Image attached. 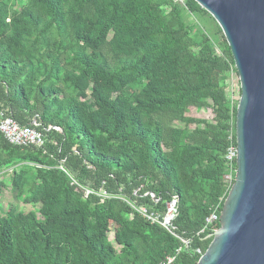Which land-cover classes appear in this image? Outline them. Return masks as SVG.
Masks as SVG:
<instances>
[{
	"label": "trees",
	"instance_id": "obj_1",
	"mask_svg": "<svg viewBox=\"0 0 264 264\" xmlns=\"http://www.w3.org/2000/svg\"><path fill=\"white\" fill-rule=\"evenodd\" d=\"M12 5L0 0V112L20 125L35 120L46 140L15 146L0 133V166L37 165L13 169L11 183L43 219L0 215V264H161L168 256L196 264L219 228L205 219L220 213L230 188L224 156L236 146L239 97L225 96L236 69L224 36L216 55L184 14L209 18L214 32L219 26L194 0ZM208 100L214 123L185 115ZM173 199L166 228L160 222ZM111 225L119 252L107 237Z\"/></svg>",
	"mask_w": 264,
	"mask_h": 264
},
{
	"label": "water",
	"instance_id": "obj_2",
	"mask_svg": "<svg viewBox=\"0 0 264 264\" xmlns=\"http://www.w3.org/2000/svg\"><path fill=\"white\" fill-rule=\"evenodd\" d=\"M194 1L219 26L240 88L236 171L196 264H264V0Z\"/></svg>",
	"mask_w": 264,
	"mask_h": 264
},
{
	"label": "rangeland",
	"instance_id": "obj_3",
	"mask_svg": "<svg viewBox=\"0 0 264 264\" xmlns=\"http://www.w3.org/2000/svg\"><path fill=\"white\" fill-rule=\"evenodd\" d=\"M173 1L177 3L179 2L180 4L182 3V0ZM24 2L25 0H13L12 7L17 8L18 6L24 4ZM184 20L187 24L191 25V34H195L196 32L197 34L199 32H205V34H207L210 38L211 44L213 46V53L216 55L222 54V33L214 32V24L209 18L202 17L200 15L190 16L184 14ZM224 84L225 96L227 100L235 103L237 98L240 96L239 80L237 73L233 70H230L228 76L224 81ZM89 91L90 87L88 86L86 89L87 98L89 95ZM81 99L83 100L84 98ZM185 115L189 118H194L197 120H208L214 123L213 107L210 100H208V105L204 107L189 106L185 111ZM173 125L180 128L185 127L187 131H191L195 127L204 126L202 123L197 122H191L186 126H184L183 123L174 122ZM22 164H26L33 169L37 166L33 163H28L26 161L20 162L19 164L10 167L0 166V215L6 214L9 209H13L15 213H27L29 211H33L35 212L36 217L38 219H43V216L38 212L40 205L23 202L22 197L18 195L17 190L11 183L12 170L17 169L18 166ZM32 174L34 175V170L32 171ZM98 194L101 197L105 196L103 192ZM107 237L108 240L113 244L116 252H119L120 246L115 243V230L113 225H111V228L107 231Z\"/></svg>",
	"mask_w": 264,
	"mask_h": 264
},
{
	"label": "built area",
	"instance_id": "obj_4",
	"mask_svg": "<svg viewBox=\"0 0 264 264\" xmlns=\"http://www.w3.org/2000/svg\"><path fill=\"white\" fill-rule=\"evenodd\" d=\"M39 124L33 120L30 125H20L18 124L11 116H6L3 112H0V133L2 134L3 138L10 143L11 145L15 146H34V147H41L45 143L46 136L45 134L38 130L37 127ZM50 129H56L55 126H49L45 129L48 131ZM235 157H236V147L230 145L227 148V152L224 156L227 165V172L224 174L223 179L227 182L230 186L233 182V174H235ZM59 168L62 169L60 165ZM72 184L77 185L78 187L82 188L74 179L71 181ZM84 190V195L87 196L91 191L82 188ZM176 200L173 199L171 202L168 203L167 213L164 216L163 220L160 222L164 227L168 228L170 221L173 219L176 209H175ZM138 211L144 215L149 221L151 222H159L157 216L152 213L146 211L145 208H139ZM206 225H211L214 222L219 221V213L217 212L216 208L212 211V213L206 217L205 219ZM216 229H213V232ZM212 232V233H213ZM186 244V241H184ZM179 249H177V252ZM175 256H168L166 260L161 264H174Z\"/></svg>",
	"mask_w": 264,
	"mask_h": 264
}]
</instances>
